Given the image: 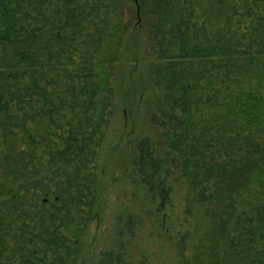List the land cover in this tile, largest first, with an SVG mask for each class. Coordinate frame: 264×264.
<instances>
[{"label": "trees", "instance_id": "trees-1", "mask_svg": "<svg viewBox=\"0 0 264 264\" xmlns=\"http://www.w3.org/2000/svg\"><path fill=\"white\" fill-rule=\"evenodd\" d=\"M139 3L166 151L143 137L139 182L162 206L159 163L178 171L185 221L206 228L190 256L179 236L182 264H264V0ZM117 4L0 0V264L75 262L126 33ZM96 263L129 264L123 246Z\"/></svg>", "mask_w": 264, "mask_h": 264}, {"label": "rangeland", "instance_id": "rangeland-1", "mask_svg": "<svg viewBox=\"0 0 264 264\" xmlns=\"http://www.w3.org/2000/svg\"><path fill=\"white\" fill-rule=\"evenodd\" d=\"M139 1L117 0L126 33L123 51L112 66L111 109L92 166L95 202L80 235L74 264H97L103 252L117 251L119 246L124 247L129 264H182L179 236L188 232L185 257L190 256L200 248L206 229L199 227V219L185 221V186L172 163H159L171 192L165 205L161 206L158 198H149L139 182L135 166L143 137L151 138L156 159L166 152L152 125L160 92L149 74L155 55L146 37ZM130 39L141 42L139 50L125 43Z\"/></svg>", "mask_w": 264, "mask_h": 264}]
</instances>
